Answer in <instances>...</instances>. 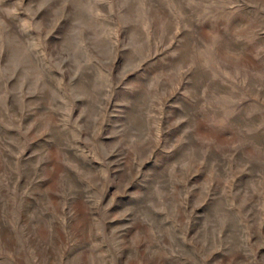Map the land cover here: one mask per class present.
Instances as JSON below:
<instances>
[{
	"label": "rangeland",
	"instance_id": "rangeland-1",
	"mask_svg": "<svg viewBox=\"0 0 264 264\" xmlns=\"http://www.w3.org/2000/svg\"><path fill=\"white\" fill-rule=\"evenodd\" d=\"M0 264H264V0H0Z\"/></svg>",
	"mask_w": 264,
	"mask_h": 264
}]
</instances>
